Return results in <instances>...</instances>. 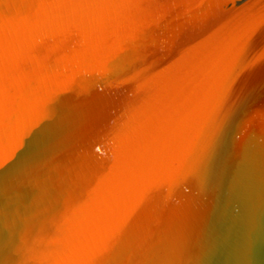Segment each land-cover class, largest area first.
I'll return each instance as SVG.
<instances>
[{
	"label": "water",
	"instance_id": "95a60500",
	"mask_svg": "<svg viewBox=\"0 0 264 264\" xmlns=\"http://www.w3.org/2000/svg\"><path fill=\"white\" fill-rule=\"evenodd\" d=\"M0 264H264V0H0Z\"/></svg>",
	"mask_w": 264,
	"mask_h": 264
}]
</instances>
